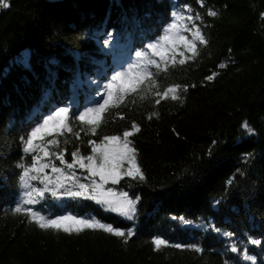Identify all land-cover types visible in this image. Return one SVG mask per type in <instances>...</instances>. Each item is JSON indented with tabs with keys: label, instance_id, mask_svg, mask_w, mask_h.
<instances>
[{
	"label": "trees",
	"instance_id": "obj_1",
	"mask_svg": "<svg viewBox=\"0 0 264 264\" xmlns=\"http://www.w3.org/2000/svg\"><path fill=\"white\" fill-rule=\"evenodd\" d=\"M7 2L0 7V264H264V0ZM173 13L192 15L188 23L208 39L194 61L158 76L161 91L186 86L181 99L156 104L152 94L143 101L130 97L110 110L96 135L59 138L71 162L77 148L91 154L89 140L122 136L132 122L140 126L130 139L145 180L125 177L106 186L138 198L134 217L51 191L28 206L53 217L94 216L134 235L125 244L102 231H44L15 214L26 191L19 165L32 159L24 152L28 134L60 108L74 118L102 102L113 75L143 63L137 52L151 57L147 46L164 34ZM153 112L158 117L149 119ZM72 126L86 129L74 119ZM45 171L55 177L51 168ZM75 171L81 183H90L86 170ZM155 237L185 247L156 251Z\"/></svg>",
	"mask_w": 264,
	"mask_h": 264
},
{
	"label": "snow or ice",
	"instance_id": "obj_2",
	"mask_svg": "<svg viewBox=\"0 0 264 264\" xmlns=\"http://www.w3.org/2000/svg\"><path fill=\"white\" fill-rule=\"evenodd\" d=\"M0 7H9L7 0H0ZM208 15L216 16L217 12L209 10ZM193 19L192 15L184 16L181 13H173V21L165 29L164 34L159 37L156 43H150L147 46L151 50V57L137 52V57L143 63L134 64L126 72H117L113 75L111 82L106 85L102 102H97L94 107L86 108L74 118L70 116L68 108H60L28 134L24 140V152L30 154L32 159L30 165H19L22 169V174L19 177L20 185L26 191L13 209L15 214L27 216L29 223H35L39 229L44 231L62 232L68 235H79L89 230L102 231L121 238L125 244L128 242L134 235L133 231L125 232L112 224L96 219L94 216L86 218L69 213L53 217L43 215L28 206L37 204L38 198H43L47 191H51L55 197L60 189H64L63 195L93 200L98 204L105 205L107 210L128 219L134 217L138 198L134 200L129 197L127 192H117L114 188L106 186L119 184L125 177L145 180L144 172L137 159V150L130 139L140 131V126L136 122H132L130 130H125L122 136L106 134L99 142L89 140L87 143L91 147V154L83 155L77 148L70 153L71 162L65 159L67 149L59 148V138L70 133L79 139L81 131L96 135L98 129L108 122L107 115L110 110L126 106L130 97H136L143 101L149 94H152L159 97L155 100L156 104L169 98L172 100L181 99L180 92L187 91V87L173 84L161 91L158 76L161 72H168L170 67H175L177 64L185 65L189 61H194L200 55V46H207L208 39L201 28L188 23ZM186 53L190 54L186 55ZM177 55L181 58L177 59ZM152 57H159V61ZM220 67L224 68L226 65L221 64ZM151 68H154L155 71L150 70ZM215 75L217 74L213 73L206 79L211 81ZM132 102L135 103V99ZM117 115L120 119L125 118L119 113ZM158 115V112H153L148 118L158 117ZM73 119L86 126V129L81 127L79 131L74 132ZM243 127L249 133L254 132L246 122ZM68 142L67 139L63 141L64 144ZM52 147L59 148V151H52ZM55 160H58L62 167H58ZM49 168L55 174L54 178L46 173L45 170ZM77 168L87 171V179L90 183L80 182L76 176L75 169ZM37 180L44 185L43 189L32 185L31 182ZM251 243L259 244L260 241L252 240ZM152 244L156 251L169 246L178 249L185 247L181 244L169 245L166 239L160 237H155ZM187 247H191L197 252L202 251L195 245ZM231 250L236 252L238 249L233 246ZM246 258L251 259V257Z\"/></svg>",
	"mask_w": 264,
	"mask_h": 264
},
{
	"label": "rangeland",
	"instance_id": "obj_3",
	"mask_svg": "<svg viewBox=\"0 0 264 264\" xmlns=\"http://www.w3.org/2000/svg\"><path fill=\"white\" fill-rule=\"evenodd\" d=\"M90 81H92V80H90ZM97 179H99V178L97 177ZM64 191H65L64 189H60L59 192H58V195L65 197L66 195L62 194Z\"/></svg>",
	"mask_w": 264,
	"mask_h": 264
}]
</instances>
